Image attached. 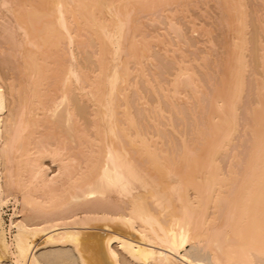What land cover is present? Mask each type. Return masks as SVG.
<instances>
[{"label": "bare ground", "instance_id": "obj_1", "mask_svg": "<svg viewBox=\"0 0 264 264\" xmlns=\"http://www.w3.org/2000/svg\"><path fill=\"white\" fill-rule=\"evenodd\" d=\"M173 2L2 0L3 6L14 3L7 10L22 39L19 79L0 70V264H264V128L257 135L261 146L255 145L253 171L239 182L226 220L209 216L213 204L227 196L217 154L238 128L249 27L244 0L228 1L237 25L234 84L228 89L223 80L227 86L214 96L207 120L211 137H220L206 138L204 148L198 147L203 152L190 143L195 157L190 140L170 121L179 100L188 99L180 91L182 79L197 94L203 88L195 64L170 55L173 73L159 81L148 67L151 41L163 43L166 56L179 47L171 53L172 43L146 36L139 23H131L137 9H160L167 25L178 28L177 10L167 9ZM85 47L91 50L87 58ZM195 93L191 99L197 100ZM135 103L143 111L141 121ZM160 120L180 136L177 156L164 149ZM115 194L122 202L117 209L110 201L116 202ZM9 201L14 208L7 224L3 205Z\"/></svg>", "mask_w": 264, "mask_h": 264}, {"label": "rangeland", "instance_id": "obj_2", "mask_svg": "<svg viewBox=\"0 0 264 264\" xmlns=\"http://www.w3.org/2000/svg\"><path fill=\"white\" fill-rule=\"evenodd\" d=\"M228 1L229 0H177V2H176V0H175V2H173L172 4L167 6V9L168 10H170V9L171 10H177L176 20L179 23V25H181L180 27H178L179 29L178 28H172L171 25L170 26L167 25V22L165 20L166 17L164 14L161 13L160 9L159 10L155 9V11L154 10L153 11H147L148 8H145V9L142 8V10L140 8V10L137 9V11L133 12L134 14H132L133 17L131 18L132 27L134 26L133 24L135 22L139 23L142 26L143 32L145 33V35L146 34L147 35L148 34L149 35H156L157 34V35H159V37L161 36L160 37L161 40L163 39L167 43L170 42L169 44L172 43L173 44L172 47L173 46L174 47L173 48L171 47L172 49L170 48L172 51L171 53H174L173 49L175 50L176 48L179 47L178 49L175 50L174 55L169 54V56H166L165 54H167L168 52L164 54L165 51L163 48L164 45H162L163 43L161 44L160 42H158L156 40L151 41L152 45H153V51H152L153 52V55H152L153 58L151 60L152 62L151 63L149 62L148 67L150 68V70H152L151 72H153L155 75H157V77L159 76L158 77L159 81L167 82L168 81L167 78L173 73V67L175 66L174 61H173L174 59H172L173 57L178 58L182 55V56H184L185 60H187L188 62L190 61V63H192V64H195V66H193V65L192 66L194 67L196 74H198L199 83H201V85H199V86H201L203 88H200L198 91V94H197V93H195L196 92L195 87L192 89L193 86H189V84L188 85L185 84L186 83L185 81H187V80L182 79V82H180L181 83L180 84V91L182 90L181 92L182 93L185 92V94L188 93L186 95L188 96V99L190 98L189 99L190 103L186 97H182L179 100V102L176 104L175 109L172 110L170 121L172 120V122H171L172 125L174 123V125H173L174 128L177 127L175 129H177V131L180 132L179 134H185V136H187L186 139L188 141L190 140L188 142V145H190V149H191V146L193 147V145H191V144L193 142L195 143V144L193 143L194 144L193 149L195 150L197 148L196 151L199 150L198 149L199 146L204 148V144L206 145V142L208 143V140L210 139L209 137L212 136L211 134H209V130H208L209 126L207 125V120H208V118H210V114L212 113L211 110L212 111L214 110L213 109L214 108L213 107L214 96L220 90L221 91L224 90V89L222 90L221 88L229 85V87L227 86L226 88L230 89V85L232 84V86H233V84H234V79L232 80L233 77L231 75L232 71H233L234 63H235L234 62L235 61L234 60L235 59L234 58L235 48L233 45V41H232L233 37L232 36L234 33V29H236L237 25L235 23H233V21H232V11L230 12L231 7H230ZM263 2H264V0H244L245 11L247 13L246 20L248 22L247 24H249L248 25L249 27L247 28V31H246V36H247L246 40L248 39L247 40L248 43H247V48H246V52H245L246 53L245 56H246V61H247V68H246V71L244 73V78H243V82H242V87H243L242 97L240 98L239 104L236 107L235 117L237 116L236 117V120H237V126L236 127H238V128L235 129V132H234L235 135L233 134V136L231 137L233 139L232 140L230 139L229 143L225 146V149H223V150L221 149L220 153L217 154L218 155L217 156L218 157L217 163L219 164L220 168L222 167L220 170V174L225 177L224 180L222 179L223 184H224L223 185L224 189H222L223 190L222 193L227 192L226 193L227 196H225L226 197L225 199L222 198V200L220 199L221 201H216L217 203L215 202L213 204L214 206H212V209L210 208V210H212V211H211V214L209 216L214 217V215H215L216 216L215 218L218 219L217 220L218 223L226 220V217H227L226 213H227V210H229V201H231V198L234 196L235 192L239 189L238 186L242 182V180H247L248 174L253 171L252 165L256 162V159H255L256 158L255 157L256 152L259 151L258 147L260 149V146H261V145H258V144H261V142L259 141L260 138H258L259 136L257 137V135L260 133V130L264 128L263 127L264 121H261L262 116H264V87H263L264 86V63L262 64V62L264 61V59H263L264 58L263 57L264 56V42H263L264 41V3ZM10 5L11 4H8V6L7 5L3 6L2 0H0V70H1V74H3L4 77H11L12 76L13 78L15 77V79H19L18 75L20 73L18 72L19 66H17L18 65L17 62H19V59H20V57H19L20 54L18 53L19 52L18 48L20 47V43L18 46H17V44H18L19 38H20V40L22 38H21V33L19 35L20 31L17 30L18 28H16L17 27L15 25L16 23H14V17L12 16L13 13L11 14L12 11L10 9L7 10L9 7L10 8L13 7L14 3L12 6H10ZM16 6H18V5H16ZM178 11H179V13H178ZM151 19H152V21H151ZM142 23H143V25H142ZM193 26H194V28H195L194 30H196V32H194ZM177 29L179 31H177ZM249 31H250V33H249ZM20 40H19V42H21ZM171 40H173V41H171ZM169 47L170 46H168V49H169ZM255 47H256V49H255ZM85 48H87V47H85ZM85 48H84L85 51L83 50V52L82 51L81 52L84 53L83 55H85L86 56L85 58H87L88 57L87 52L88 51L91 52V50L89 47L87 49H85ZM177 50H178V52H176ZM15 51H16V54H15ZM82 53H81V55H82ZM252 53H254V55ZM170 55H172L173 57L171 58ZM81 57H84V56H81ZM162 58H163V60H162ZM204 58H205V60H204ZM259 58H260V60H259ZM192 60H193V62H192ZM256 60L258 62H256ZM256 63H257V65H256ZM255 66H257L258 68ZM259 66H261V67L259 68ZM223 80L224 81L227 80L228 84H227V82L225 83ZM222 82L224 84H222ZM139 85H140L139 89H142L143 91H145L146 87H145L144 83L140 82ZM219 88H220V90H219ZM193 93L197 94L196 95L197 100L191 99ZM131 95H132L131 96L132 100H134L136 98L134 90H133V93L131 92ZM146 95L148 97V100L150 102H153V100L152 101L150 100V99H154L152 97L153 94L147 93ZM189 96H191V97H189ZM258 97H259V99H258ZM163 102H164L163 105H165L164 107L167 108V102L166 101H163ZM198 102H199V104H198ZM192 103H193V105H192ZM81 105H83V107H84V108H82V112L85 113L87 111V108H86V106H84V104H80V107H82ZM133 106L135 107L134 110L138 116V120L139 121L143 120V113H142L143 111H142L140 105L135 103V105L133 104ZM183 110H185V111H183ZM192 110H194V111H192ZM84 113H82V114L85 115ZM196 116H197V118H196ZM139 117H140V119H139ZM253 117H255V118H253ZM178 118H180V120ZM167 121H168V118H167ZM160 122H161V120H160ZM199 124H200V126H199ZM261 125H262V127H261ZM194 126H196V127H194ZM163 127H165V128H163ZM197 128H199L200 130ZM256 128H257V130H256ZM158 130H159V135L161 134L160 135L161 140L162 141L164 140L162 142L163 146L165 147L164 149H167L168 151L167 150L166 151L170 154L174 153L173 155H175V156H177L178 153L180 154V152H181L180 151V149H181L180 148V145H181L180 136L178 134H174L170 128L168 129V127H166L164 125V122L159 126ZM197 131H199V132H197ZM205 131H206V133H205ZM251 131H253V132H251ZM153 132H155V131H153ZM218 136L220 137L219 134L217 135V137L216 136L211 137V139H213L212 141L215 142L219 138ZM206 138H208V140ZM215 138H216V140L214 141ZM211 139L209 140V142L211 141ZM255 141H256V143H255ZM164 143H166V144H164ZM255 145H257L258 147L257 146L255 147ZM70 147H71V145L68 146V148H70ZM194 150H192L193 153H191V154L188 153V154H190V157L192 154H193L192 156H194V154H195ZM200 150H201V148H200ZM69 151H71V150L69 149ZM201 151L203 152V150H201ZM71 152H73V151H71ZM202 152H200V154ZM198 154H199V152H198ZM253 154H255V155H253ZM195 156H197V154H195ZM222 159H223V161H222ZM46 164H48L49 166L51 165L49 163V160L48 161L46 160ZM183 164H185V163H183ZM181 166L185 167V165H181ZM52 167L54 169V166L51 165V169H52ZM184 167L181 169H184ZM172 169L173 168H171V171H172ZM240 172H242V173H240ZM170 175L168 177H170ZM173 175H171V176H173ZM224 177H222V178H224ZM243 178H245V179H243ZM171 179H170V183L173 182V180H175V179H172V180ZM154 180H156V178H154ZM232 181H234V183ZM231 185H232V187H231ZM171 190L169 189L170 194H172L170 192ZM173 194H174V192H173ZM115 196H117V195L115 194L112 197H114L116 199L115 201L118 202L119 200ZM228 196H229V198H228ZM174 197H175V195H174ZM174 197L172 196V199ZM176 198H177V196L174 198V200H175L174 203H176L177 205L176 204L175 205L177 206V208H179L178 206H179L180 202L178 203V201H176V200H178V198L177 199ZM110 201L114 205H112L110 203L109 206L111 207V205H112L113 208H115V209H117V206H120L121 205L120 203H122L121 201L118 202L119 204L116 202L114 203V200L112 201V198L110 199ZM12 208H14L12 201H9L7 204L3 205L4 219H5V222L7 224L9 223V220H10L9 214H11L13 211ZM113 208H111V209H113ZM69 213L70 212H68V213L66 212L65 214L68 215ZM37 240L39 242L42 241L41 238L40 239L38 238ZM45 249L43 248V250H45ZM43 250L40 249V251H43ZM5 264H8V263L6 262Z\"/></svg>", "mask_w": 264, "mask_h": 264}]
</instances>
